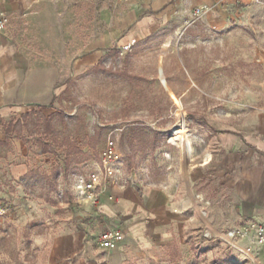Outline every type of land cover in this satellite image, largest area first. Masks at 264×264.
<instances>
[{"label": "rangeland", "instance_id": "obj_1", "mask_svg": "<svg viewBox=\"0 0 264 264\" xmlns=\"http://www.w3.org/2000/svg\"><path fill=\"white\" fill-rule=\"evenodd\" d=\"M117 1L53 0L57 26L47 29L59 33L57 40L51 34L45 44L33 38L35 57L59 67V96L47 106L65 114L56 121L58 134L77 140L84 150L89 144L95 149L88 160L73 158L67 173L51 172L47 180L15 178L4 160L15 154L17 143L1 147L0 199L8 210L0 216V264L63 261L53 258L55 239L79 228L84 205L93 200L86 184L99 172L100 154L109 141L123 160L115 183L171 187L178 200L187 198L190 187L202 219L192 221L180 237L126 253L110 255L99 238L87 239L69 258L70 264L86 257L89 264H264L258 230L220 232L215 228L218 216L211 213L213 203L224 209L231 196L215 176V164L224 156L222 134L252 123L264 112V0H240L226 27H193L188 33L200 36L182 43L180 53L161 51L157 40L144 41L131 51L115 44L104 63L133 77L95 71L91 61L92 43L107 27L101 12ZM180 126L191 141V156L171 139ZM35 140L25 142L35 168L51 171L64 163L61 148L44 154ZM240 230L250 233L236 237Z\"/></svg>", "mask_w": 264, "mask_h": 264}, {"label": "crops", "instance_id": "obj_2", "mask_svg": "<svg viewBox=\"0 0 264 264\" xmlns=\"http://www.w3.org/2000/svg\"><path fill=\"white\" fill-rule=\"evenodd\" d=\"M53 3L0 0V6L10 16L7 30L0 32V140L7 139L4 122H16L34 107H40L47 116L56 113L55 108L50 111L47 106L59 96V67L37 59L31 45L33 38L45 44L48 34L57 40L59 33L47 29L57 26ZM239 3L240 0H118L101 12L107 27L92 43L91 61L95 66L115 44L131 51L149 40H157L161 51L176 49L180 53V47H185L182 43L196 41L200 36L188 33L193 27L201 30L208 25L228 26ZM160 58L164 60L163 53ZM221 140L224 156L215 164V176L221 178L223 189L231 196L224 209L216 203L211 206V213L219 220L214 226L220 232L227 228H251L255 232L264 224V112L252 123L222 134ZM11 141L17 143V151L4 161L9 173L20 179L35 164L25 151V142L14 137H10ZM209 159L204 158L201 165ZM100 192L99 207L84 205L79 228L67 230L55 239L52 253L53 258L63 259L59 264H70L69 258L83 249L87 239L99 238L108 224L124 229L123 241L107 251L112 255L136 246L148 248L155 242L171 241L183 235L192 221L202 219L196 193L190 187L187 198L181 200L171 187L138 186L131 182L102 184ZM110 195L116 199L111 200ZM86 258L75 264H89Z\"/></svg>", "mask_w": 264, "mask_h": 264}, {"label": "trees", "instance_id": "obj_3", "mask_svg": "<svg viewBox=\"0 0 264 264\" xmlns=\"http://www.w3.org/2000/svg\"><path fill=\"white\" fill-rule=\"evenodd\" d=\"M95 71H102L105 73H112L122 76L133 77L129 72L122 69H114L111 66H106L104 60L101 59L94 67ZM65 114L63 112L46 115L40 107H36L22 114V117L16 122H4L3 125L6 129L7 139L0 140V145H8L11 138H17L26 142L27 139L36 138L35 142L38 143L41 153H56L57 148H61L65 152L64 163L54 166L51 171L41 172L38 168H31L25 177L32 178H46L50 179V173L54 172L55 175L64 172L67 173L73 158L78 162L88 160L91 158V149H95V145L89 144V149L84 150L80 142L69 137L60 136L57 131L56 121L64 120ZM157 145L152 146V151L156 149ZM51 199V198H50Z\"/></svg>", "mask_w": 264, "mask_h": 264}, {"label": "built area", "instance_id": "obj_4", "mask_svg": "<svg viewBox=\"0 0 264 264\" xmlns=\"http://www.w3.org/2000/svg\"><path fill=\"white\" fill-rule=\"evenodd\" d=\"M122 1V0H119ZM10 24L9 13L0 6V32H5ZM123 165L121 152L117 149L116 145L109 141L102 149L100 154V162L98 163L99 172L93 173V180L86 184L90 190V196L93 199L92 204L95 207H99L101 192L100 187L102 184H108L110 182H117L121 178V167ZM101 177L100 180L95 181ZM111 200H115V196L110 195ZM8 210L7 204L0 199V216L4 215ZM259 235L264 241V224L258 226ZM124 239V229L120 226H114L108 224L103 228L99 235V243L102 248L113 250L119 246Z\"/></svg>", "mask_w": 264, "mask_h": 264}, {"label": "bare ground", "instance_id": "obj_5", "mask_svg": "<svg viewBox=\"0 0 264 264\" xmlns=\"http://www.w3.org/2000/svg\"><path fill=\"white\" fill-rule=\"evenodd\" d=\"M165 85H166V80L163 79ZM185 130L186 128L183 127V126H180L178 128L175 129L174 131V136L171 138L175 143H180L183 147H184V150L186 151L187 155L188 156H191L192 153H193V148H192V144H191V141L186 137L185 135ZM250 232H246L245 230H240L237 232L236 234V237H239V236H248ZM233 234V232H231V235ZM259 242L261 244L264 245V241H260Z\"/></svg>", "mask_w": 264, "mask_h": 264}]
</instances>
